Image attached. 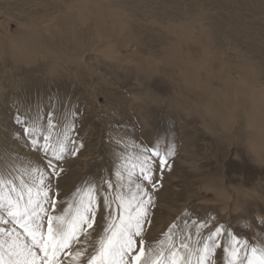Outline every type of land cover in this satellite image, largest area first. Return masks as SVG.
<instances>
[{
    "label": "rangeland",
    "instance_id": "1",
    "mask_svg": "<svg viewBox=\"0 0 264 264\" xmlns=\"http://www.w3.org/2000/svg\"><path fill=\"white\" fill-rule=\"evenodd\" d=\"M247 39L264 44V0H0V170L37 159L14 135L17 112L46 127L47 112L62 125L79 109L83 147L63 162L59 210L115 171L116 139L158 143L175 154L146 248L173 222L199 239L193 221H207L202 235L223 225L251 254L264 247V46ZM213 259L225 264L220 249Z\"/></svg>",
    "mask_w": 264,
    "mask_h": 264
},
{
    "label": "snow or ice",
    "instance_id": "2",
    "mask_svg": "<svg viewBox=\"0 0 264 264\" xmlns=\"http://www.w3.org/2000/svg\"><path fill=\"white\" fill-rule=\"evenodd\" d=\"M78 112L69 109L72 118L66 115L58 125L49 111L46 127L39 116L16 113L19 131L14 135L29 143L37 159L26 167L13 161L0 170V264H215L217 249L225 254V264H264V247L253 246L249 254L248 238L230 228L214 226L202 235L207 221H193L199 239L193 240L187 220L183 228L173 222L165 239L146 248V227L151 225L160 179L171 169L168 159L175 154L171 146L161 153L158 143L137 147L135 141L130 145L123 137L116 139L123 147L116 155L115 171L85 180L71 193L67 207L59 210L63 162L83 147L76 128ZM60 127L53 140V130ZM97 227L102 234L93 241ZM222 235L227 239L222 241Z\"/></svg>",
    "mask_w": 264,
    "mask_h": 264
},
{
    "label": "bare ground",
    "instance_id": "3",
    "mask_svg": "<svg viewBox=\"0 0 264 264\" xmlns=\"http://www.w3.org/2000/svg\"><path fill=\"white\" fill-rule=\"evenodd\" d=\"M242 1H244V0H242ZM177 5L181 6V5H185V3L181 2V1H178V2H177ZM222 19H223V18H222ZM225 19H227V18H224L223 21H225ZM225 23H226V22H225ZM227 28H228V27H227ZM246 38H248V37H246ZM247 40H249V42H250L251 39H247ZM245 41H246V40H245ZM251 41H252V40H251ZM255 43H256V41H254V43H253V41H252L250 44H252V45H257V46L260 47L259 44H255ZM262 46H264V44H263ZM262 46H261L260 48L263 50L264 47L262 48ZM250 49H251L252 51H254L252 47H251Z\"/></svg>",
    "mask_w": 264,
    "mask_h": 264
}]
</instances>
